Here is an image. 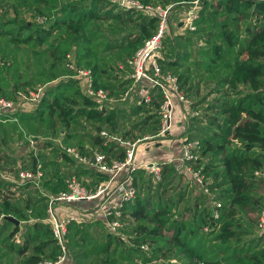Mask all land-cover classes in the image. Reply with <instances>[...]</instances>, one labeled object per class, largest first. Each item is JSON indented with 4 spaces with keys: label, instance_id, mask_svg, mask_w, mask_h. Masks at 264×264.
<instances>
[{
    "label": "trees",
    "instance_id": "16d2710c",
    "mask_svg": "<svg viewBox=\"0 0 264 264\" xmlns=\"http://www.w3.org/2000/svg\"><path fill=\"white\" fill-rule=\"evenodd\" d=\"M139 1L169 5L158 61L195 111L182 138L197 141L196 157L162 162L155 180L143 166L132 170L135 195L120 206L125 237L111 232L107 219L68 221L72 264H264V230L257 226L264 207L258 192L264 185V0H198L194 28L182 30L177 18L191 0ZM156 24L155 16L114 0H0V95L17 102L42 85L33 106L0 111V171L9 173L0 176V264L55 258L59 248L44 220L47 195L63 189L70 175L83 184L106 177L63 145L80 155L98 150L108 162L122 158L120 140L156 137L159 89L146 86V99H121L131 80L127 60ZM68 58L88 67L94 86L114 101L97 104L85 94ZM30 141L35 150L20 157V167L39 166L37 187L7 164L14 162L8 148ZM183 165L202 175L195 191L179 183ZM7 214L24 221L22 227Z\"/></svg>",
    "mask_w": 264,
    "mask_h": 264
},
{
    "label": "built area",
    "instance_id": "2783aa9c",
    "mask_svg": "<svg viewBox=\"0 0 264 264\" xmlns=\"http://www.w3.org/2000/svg\"><path fill=\"white\" fill-rule=\"evenodd\" d=\"M120 7L123 8H140L146 13H149L156 17V28L153 34L144 39L143 43L130 55L127 62L130 66L129 76L132 82L144 81L146 84H141L139 91L143 94L144 99L146 96V86H156L162 95V100L159 104V127L155 135H163L169 131L172 127V114L176 104L189 103L188 98L183 94L182 90L178 86L176 76L170 72L163 71L158 57L162 55L161 39L164 36L168 26V12L169 5L141 3L139 0H114ZM191 5L183 11L179 18L180 25L183 29H193L194 19L197 16V4L198 0H191ZM66 65L74 70L72 76L77 78V82L81 87V90L92 97L97 104L104 102L107 97L105 91L101 87H96L93 84L91 71L88 67L75 66L71 59L68 58ZM143 85V86H142ZM130 88H126L123 91V95H126ZM42 90V85L38 84L35 88L30 89L26 94H20V100L27 99L32 101L33 106ZM19 105V104H18ZM23 105V103H22ZM19 105L21 107H25ZM29 106V107H31ZM15 107L14 101L7 99L0 95V111L6 109H13ZM100 133L104 134V131ZM139 138L135 140H120L123 144V156L122 158H111L110 161L104 159L103 153L98 150H94L91 155H80L72 146H62V148L70 155L78 159L82 164L91 166L104 174H106V181L97 183L94 191H88L82 184L81 180L74 175H70L66 179V186L63 189H59L54 193L47 195L46 199V216L44 220L49 224L51 235L53 236L55 243L58 245L59 252L55 258H44L37 261L35 264H60L68 255V251L65 247V233L66 224L71 219H78L73 211L69 210V207L75 201L89 199L94 196L102 195L108 190L109 184L120 172H124V178L118 182L119 199L118 201L107 208L105 212V219L107 228L119 235L125 237V232H122L119 227L124 223L120 219L121 210L120 206L124 201L130 200L135 195V189L131 185L132 175L131 172L135 168L136 163L134 159L135 143ZM32 142V141H30ZM197 146V141L194 139L184 140L181 138V152L178 156L180 161L185 159H193L196 157L194 148ZM142 165L151 174L152 179H158L160 175L161 166L160 163L154 159H148ZM185 170L190 176L199 184H203L202 175L198 170L191 169L188 165H183ZM264 173V169L262 170ZM19 180L29 179L32 181L35 187L39 186V179L41 176V169L36 166V169L31 170H18ZM203 191H207L206 187H203ZM213 215H217L216 207L219 206L217 200L212 201ZM3 214H0L2 216ZM257 226L260 230H264V207H262L257 213ZM147 248L146 244L141 246ZM170 262H177L174 258L169 259ZM139 264V263H138Z\"/></svg>",
    "mask_w": 264,
    "mask_h": 264
},
{
    "label": "rangeland",
    "instance_id": "374dc122",
    "mask_svg": "<svg viewBox=\"0 0 264 264\" xmlns=\"http://www.w3.org/2000/svg\"><path fill=\"white\" fill-rule=\"evenodd\" d=\"M182 13L183 12L180 13L178 18L175 17L173 20H175L176 18L179 19ZM25 17L27 18L28 15H25ZM71 61L73 62L72 59H71ZM113 101L111 100L109 102H113ZM31 102L32 101L27 100V99H25V100L23 99L22 101L19 99L17 102H14V104L16 106L18 104L22 105V103H23L22 106L29 107L32 104ZM107 102L108 101L105 100L103 103H107ZM178 108H179L178 114H180V116L182 117V120H184V121H185L186 117L188 119L189 116H187V115L194 114V112H195V111L193 112V110L191 109L189 104H187V106H186V104H183V105L180 104L178 106ZM172 117L176 118L179 116L174 112L172 114ZM174 124L172 126H174ZM169 131L165 132L163 135H161V137H156L154 139L143 138V139H140L139 141L136 142L134 158H136V155H139L140 160H138V162H137L136 161L137 158H136L135 168L138 166H143L142 163H144L148 159H154V160L158 161L160 164L164 161L175 162L176 164H180L181 161L178 159V156L180 153V143H181L180 138H182L183 134L180 131V134H176V135L174 134L173 135ZM33 142L34 141L30 142V144L25 146V147L23 146V144L19 145L20 147H14V146L9 147L8 151H9L10 156L14 157V162L13 163H7V164L12 165V166L15 165L17 167V171L18 170H24V169L29 170L28 167H25V168L20 167V165H21L20 157L25 156V154H28L31 150L34 152L35 149H32L30 147L31 144H33ZM147 172L148 171H146L145 173H147ZM2 175H4V173ZM124 176H125V173L123 171L120 172L112 180V182L109 184L108 190L105 191L104 194L94 196V197L89 198V199H83V200L75 201L74 202L75 204L71 205L69 207V210L73 211L74 214H76V217L78 219H82V220H92L94 218H104L105 212L107 211V208H110L111 206H113L117 202V198H118V195L120 193L117 184L119 181H121L124 178ZM178 177H179V183L182 186L184 184H188L190 187L193 188L192 189L193 191H195L196 187H199V184L192 177H190V175L188 174V172L185 170V168L183 166L180 167V173H179ZM106 179H107V177L97 181V179H95V177H93L92 180H94L96 182L91 181V179H89V178L86 179L87 182L85 184H83V181H81V182H82L83 186L88 191L92 192V191H94L95 185L97 183H101L102 180L106 181ZM80 180H82V179H80ZM258 192H260L264 195V185H263V187L258 189ZM50 193H54V191H52ZM250 214L252 216L255 215L254 213H250ZM255 231L257 232L259 230L257 228H255Z\"/></svg>",
    "mask_w": 264,
    "mask_h": 264
},
{
    "label": "crops",
    "instance_id": "0c3cea01",
    "mask_svg": "<svg viewBox=\"0 0 264 264\" xmlns=\"http://www.w3.org/2000/svg\"><path fill=\"white\" fill-rule=\"evenodd\" d=\"M177 27L179 28V30H182L183 28H182V26L180 25V22L178 21V23H177ZM127 76H129V72H128V74H127ZM141 84H146L144 81H138V82H132V79L130 80V82H129V84L127 85V87L126 88H130L129 90H128V92H127V94L126 95H123V92H122V95H121V99H125V98H128V99H132V97L133 96H139V95H143L140 91H139V87H140V85ZM142 85V86H143ZM125 88V89H126ZM124 89V90H125ZM112 100V99H111ZM113 101V100H112ZM131 101V100H130ZM180 104H176L175 105V107H174V111H173V113L175 112L179 117H176V118H172V125L174 124V126H172L171 127V129H170V133H172L173 135L175 134H180V131H181V133H183V131L187 128V126H188V123H189V118L187 119V117H186V119H185V121L184 120H182V117L180 116V114H178L179 113V108H178V106H179ZM187 116H189V115H187ZM184 121V122H183ZM180 129V130H179ZM156 137H161V135L159 136V135H156ZM156 137H147L146 135H143L142 137H140L137 141H139L140 139H143V138H149V139H154V138H156ZM135 139H137V138H135ZM135 139H133V140H135ZM181 139V138H180ZM54 140H57V139H54ZM126 140H128V139H126ZM136 141V142H137ZM120 142V141H119ZM136 144V143H135ZM180 152H181V143H180ZM180 154V153H179ZM136 158H137V160H136ZM136 158H134L137 162H138V160H140V157H139V155H136ZM135 161V162H136ZM86 165V164H85ZM4 173V175H2ZM189 174V173H188ZM7 175H9V173L7 172V171H0V176L3 178V177H7ZM190 175V174H189ZM117 176V175H116ZM191 177V176H190ZM105 180H102V182H104ZM114 192V191H113ZM15 193L17 194V191H15ZM118 199H119V195H118V198H117V201H118ZM75 203H72L71 205H74ZM102 220H104L105 219V217L104 218H101ZM18 220V219H17ZM14 223V222H13ZM23 223H24V221H20V220H18V223H17V225L19 226V228H21L22 227V225H23ZM15 224V223H14ZM14 240L15 241H18L19 240V232L17 231L15 234H14ZM60 264H72V261H71V257H70V255H67L66 256V258L63 260V262L62 263H60Z\"/></svg>",
    "mask_w": 264,
    "mask_h": 264
},
{
    "label": "water",
    "instance_id": "95a60500",
    "mask_svg": "<svg viewBox=\"0 0 264 264\" xmlns=\"http://www.w3.org/2000/svg\"><path fill=\"white\" fill-rule=\"evenodd\" d=\"M4 217H6V218L12 220L15 224L18 223V220H17L16 218H14L13 216L9 215V214L4 215Z\"/></svg>",
    "mask_w": 264,
    "mask_h": 264
}]
</instances>
